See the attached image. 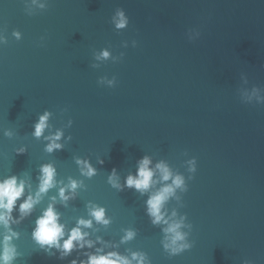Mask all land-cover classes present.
<instances>
[{"label":"water","instance_id":"water-1","mask_svg":"<svg viewBox=\"0 0 264 264\" xmlns=\"http://www.w3.org/2000/svg\"><path fill=\"white\" fill-rule=\"evenodd\" d=\"M44 2L29 10L26 0H0L7 41L0 44V178L30 179L35 191L39 166L51 163L57 180L84 186L66 206L57 199L61 222L70 228L88 218L89 201L98 204L111 223L94 222L93 239L117 244L123 255L144 252L150 264H264V103L243 98L253 88L264 97V0ZM119 9L129 21L122 30L111 19ZM101 49L109 59L95 60ZM113 77V87L98 82ZM45 111L48 127L34 138L32 125ZM58 129L63 147L47 153L43 137ZM21 146L26 153L15 155ZM143 156L185 177L187 191L177 189L179 199L165 205L191 226L182 231L192 247L178 255L163 249L162 226L145 214L148 194L107 183L115 169L123 184ZM76 158L87 159L96 175L81 176ZM55 194L49 190L12 226L21 253L14 264H69L76 256L58 260L31 240L36 217ZM124 229L136 235L121 244Z\"/></svg>","mask_w":264,"mask_h":264},{"label":"clouds","instance_id":"clouds-1","mask_svg":"<svg viewBox=\"0 0 264 264\" xmlns=\"http://www.w3.org/2000/svg\"><path fill=\"white\" fill-rule=\"evenodd\" d=\"M32 7L44 8V0H26L25 8ZM114 27L117 30L125 29L129 21L123 9L116 11L111 18ZM16 40L21 39L19 31H13L11 34ZM6 38L0 35V44H5ZM111 53L107 49H101L96 55L95 60H107ZM95 67V65H93ZM100 83H107L113 87L116 78H101ZM244 102L251 104L255 99L257 104L264 103V97L259 95V89L253 88L250 93L243 94ZM50 113L45 111L39 115L33 123L32 135L39 139L45 129L48 127ZM11 132L4 131L5 136H11ZM63 132L56 130L44 136L47 143L44 150L52 153L54 150H61L63 145L61 140ZM27 149L23 146L15 149V155L26 153ZM75 163L78 166L80 175L85 178H91L96 175V169L87 159L76 158ZM98 163L103 164L102 160ZM188 180H191L192 174L196 171V159L190 158L186 161ZM37 176V185L35 191L32 190L30 179L19 177L15 174L0 178V264H14L21 253L13 241L19 239V233L13 230V225L19 224L24 218L32 214L33 209L41 203L45 195L51 189H56V194L49 196V203L44 207L34 221L30 237L35 246L46 253L48 256H55L58 260H64L76 253V256L69 261V264H150L147 255L141 251H132L128 255H123L114 250L117 244L105 241L100 236H93L95 231L93 223L107 228L111 223V218L105 214V208L89 201L86 204L87 217L76 219L75 225L67 227L61 222L60 213L56 211L55 205L57 199L63 205L74 199L77 195V189L83 188V182L80 180L68 178L67 183L56 179V169L51 163H45L39 166ZM158 174V175H157ZM107 183L118 191L125 188L132 189L141 195L148 194L145 200V214L149 217L153 225H161L163 239L161 241L163 249L170 255L175 256L192 247L189 241V233L182 231L184 228H191L185 224V217L177 218L175 210L171 215L167 214L165 208L170 198L176 197V190L187 191V184L183 174L174 173L169 165L164 161L157 162L152 166V161L148 156H143L137 161L135 174H128L124 178L123 184L116 174L115 169L107 177ZM159 184L160 187L155 186ZM27 189V192H26ZM67 193V194H66ZM19 201V204H17ZM17 215L13 216V211ZM86 229H93L90 233ZM135 231L124 229L120 237V243H126L135 238ZM99 245V247H97ZM113 249V250H108ZM242 264H252L250 260H243Z\"/></svg>","mask_w":264,"mask_h":264}]
</instances>
